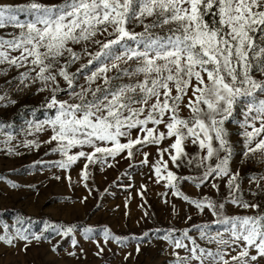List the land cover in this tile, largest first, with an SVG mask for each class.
Returning a JSON list of instances; mask_svg holds the SVG:
<instances>
[{"label":"snow or ice","instance_id":"1","mask_svg":"<svg viewBox=\"0 0 264 264\" xmlns=\"http://www.w3.org/2000/svg\"><path fill=\"white\" fill-rule=\"evenodd\" d=\"M25 95L40 101L21 105L32 119L20 125L0 120V152L15 158L46 146L54 158L31 171L88 193L66 197V208L100 192L94 170L127 160L148 167L182 226L117 234L18 211L12 224L0 221V244L26 252L46 243L59 255L68 237L76 257L79 232L101 258L109 243L115 256L156 239L161 264H264V0H0V107ZM170 197L190 211L180 215Z\"/></svg>","mask_w":264,"mask_h":264},{"label":"rangeland","instance_id":"2","mask_svg":"<svg viewBox=\"0 0 264 264\" xmlns=\"http://www.w3.org/2000/svg\"><path fill=\"white\" fill-rule=\"evenodd\" d=\"M39 101V96L25 95L15 106L0 107V120L20 125L25 119H32L31 114L25 113V108L21 105H37ZM39 118L43 119V115L40 114ZM38 135L43 139L48 133H39ZM45 147L42 145L39 151L15 158L7 157L0 152V177H4V179H0V221L12 224L17 212L21 211L34 220L44 216L57 221L93 226L107 224L117 234L139 235L142 231H154L157 226H167L170 221L178 227L182 226L179 219H171L169 206L161 202L160 193L163 189L148 178V167L141 168L133 162V167L130 168L127 160H120L115 166L106 168L103 173L94 170L96 187L100 192L97 193L94 190L86 205L76 204L72 208H66L64 204L66 197L71 196L76 199L88 193L82 185L75 184L73 188H69L64 179L56 181L50 178L48 172L31 171L30 165L33 161L41 158H54L44 156ZM149 159L151 160L152 157L150 156ZM12 169L18 171L13 172ZM125 172H128L129 176L126 177ZM72 177L75 182V170L72 171ZM8 179L20 183L35 184L39 192L36 193L25 187L11 190L6 184ZM141 184L147 185L143 198L138 192ZM126 185L131 186L126 187ZM104 189H108V191L105 192ZM183 190L190 195L197 193V189L192 186H184ZM100 194H103L104 207L96 211L95 204ZM170 199H173L177 204L180 215H183L185 211H190L180 201L172 197ZM145 200L146 203H144ZM126 202L127 207L125 206ZM142 204L143 207H141ZM145 211L149 213V217L144 216ZM193 219H197L195 214H193ZM40 228H42V224L33 225V230L38 231ZM76 239L78 240L75 249L76 257L67 255L68 251L73 250L68 237L61 241L63 250L59 255L52 254L46 243H33L26 252L6 248L0 244V264H161L162 261V257L158 255V249L163 242L156 239H153L151 243L143 242L139 253L135 252V241H131L129 247L119 250L120 254L115 256H113V252L118 251L117 245L109 243L105 246L103 258L95 254L97 247L93 240L83 239L79 232L76 234ZM100 240L102 242V237ZM80 248H83V252L80 251ZM127 252L132 254L125 260L124 253Z\"/></svg>","mask_w":264,"mask_h":264},{"label":"trees","instance_id":"3","mask_svg":"<svg viewBox=\"0 0 264 264\" xmlns=\"http://www.w3.org/2000/svg\"><path fill=\"white\" fill-rule=\"evenodd\" d=\"M19 212H21V211H19ZM24 214V213H23ZM25 215V214H24Z\"/></svg>","mask_w":264,"mask_h":264}]
</instances>
